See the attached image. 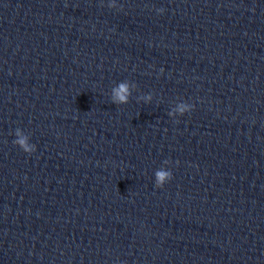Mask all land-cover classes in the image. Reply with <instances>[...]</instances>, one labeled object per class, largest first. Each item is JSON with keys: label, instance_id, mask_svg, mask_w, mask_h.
<instances>
[{"label": "clouds", "instance_id": "clouds-1", "mask_svg": "<svg viewBox=\"0 0 264 264\" xmlns=\"http://www.w3.org/2000/svg\"><path fill=\"white\" fill-rule=\"evenodd\" d=\"M110 7H114V5H109ZM165 11L164 8L157 9L159 14H162ZM163 72V69L160 70ZM131 95L129 86L127 83H120L118 87L112 89L111 99L112 102L121 105L127 104L129 100V96ZM147 99H151V97H147ZM194 109V105L192 104H181L178 106L177 111L183 116L185 113H190ZM169 115H173V113H169ZM16 139L13 141L15 145H17L23 152L31 155L36 151V145L29 142V136L26 135L20 128L15 130ZM169 160H165V163H168ZM178 163V162H177ZM155 187L163 188L164 185L173 179V173L171 170L166 169H158L155 171Z\"/></svg>", "mask_w": 264, "mask_h": 264}]
</instances>
